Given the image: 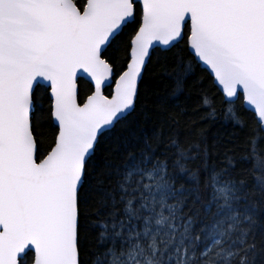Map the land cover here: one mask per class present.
<instances>
[{
	"label": "snow or ice",
	"instance_id": "1",
	"mask_svg": "<svg viewBox=\"0 0 264 264\" xmlns=\"http://www.w3.org/2000/svg\"><path fill=\"white\" fill-rule=\"evenodd\" d=\"M0 264H264V0H0Z\"/></svg>",
	"mask_w": 264,
	"mask_h": 264
},
{
	"label": "trees",
	"instance_id": "2",
	"mask_svg": "<svg viewBox=\"0 0 264 264\" xmlns=\"http://www.w3.org/2000/svg\"><path fill=\"white\" fill-rule=\"evenodd\" d=\"M160 69H156L157 75L159 77ZM170 75L167 77L161 78V83L157 86L158 94H165V92L168 95H172L175 92V78L176 76L181 72L180 68H176L175 70L170 69L169 70ZM185 97H189L187 103L189 106L188 113L181 119V128H182V136L188 131V127L186 126V122H190L191 116H192V108L197 103V98L195 92H190L188 88H185L182 92L176 94V98H178L180 101H184ZM248 117L251 120L252 119V113L248 112ZM220 119H223L220 117ZM202 127H207L208 122L207 121H200L199 122ZM230 129V125L228 127L221 128L220 124L217 123L216 125L209 128L210 136L214 134L221 133L222 139L226 138V134ZM230 147V146H229Z\"/></svg>",
	"mask_w": 264,
	"mask_h": 264
},
{
	"label": "water",
	"instance_id": "3",
	"mask_svg": "<svg viewBox=\"0 0 264 264\" xmlns=\"http://www.w3.org/2000/svg\"><path fill=\"white\" fill-rule=\"evenodd\" d=\"M249 111H250L251 113L253 112V110H251V109H250Z\"/></svg>",
	"mask_w": 264,
	"mask_h": 264
}]
</instances>
